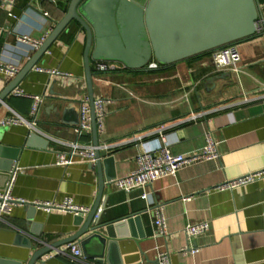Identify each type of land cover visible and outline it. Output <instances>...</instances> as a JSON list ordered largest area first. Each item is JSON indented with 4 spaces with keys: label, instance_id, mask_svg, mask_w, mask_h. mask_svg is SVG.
Wrapping results in <instances>:
<instances>
[{
    "label": "crops",
    "instance_id": "crops-1",
    "mask_svg": "<svg viewBox=\"0 0 264 264\" xmlns=\"http://www.w3.org/2000/svg\"><path fill=\"white\" fill-rule=\"evenodd\" d=\"M259 2L264 15V0ZM14 12L16 18L0 8V27L5 28L0 60L17 63L20 72L64 16L66 3L16 0ZM19 35L42 43L34 48L19 42ZM86 41V31L71 22L0 107V117L13 110L32 119V96H44L36 125L47 140L45 148L23 147L33 131L25 124L0 126V143L21 147L12 164L20 167L12 189L17 198L28 202L72 198L91 208L97 201L101 177L96 165L82 158L69 165L57 163L65 143L94 144ZM235 44L242 54L238 73L217 70L213 51L159 63L157 68L131 69L116 61L119 67L104 73L96 70L97 60L91 59L94 99H106L102 126L97 124L98 145H108L100 150L104 188L99 221L124 218L125 223L112 244L110 238L106 244L97 238L84 245L79 239L64 242L80 228L75 214L16 204L0 222L1 264H28L44 246L49 251L34 264H157L158 248L170 252L172 264H264V176L234 189L216 188L225 180L264 169V34ZM37 67L71 75L50 74ZM17 74L0 86L1 92ZM0 75L6 76L1 71ZM83 102L89 106L91 128L78 133ZM207 131L218 144L219 159L187 164L175 176L157 179L148 199L139 189L127 192L114 184L115 177L137 168L139 152L157 147L163 137L173 153L187 155L203 148ZM137 134L140 138L133 139ZM5 173L0 171V190L6 185ZM186 196L190 198L185 200ZM159 208L167 220V234H159L154 223ZM199 220L209 221L210 229L188 238L185 225ZM58 241L63 243L53 247ZM69 243L81 245L82 258L59 252ZM188 246L198 250L191 253L185 249Z\"/></svg>",
    "mask_w": 264,
    "mask_h": 264
},
{
    "label": "water",
    "instance_id": "water-1",
    "mask_svg": "<svg viewBox=\"0 0 264 264\" xmlns=\"http://www.w3.org/2000/svg\"><path fill=\"white\" fill-rule=\"evenodd\" d=\"M66 12L45 38L40 48L23 66L17 76L0 92V107L7 96L18 87L23 77L37 63L61 31L71 22H77L87 35L84 52L86 80L91 101L94 144L98 145L95 117L93 73L91 59L115 60L131 69L145 67L154 59L160 64L174 63L237 43L256 35V20L262 14L259 0H61ZM219 76L208 78L209 81ZM46 138L36 130L29 131L23 147H46ZM21 147L0 143V171H6V184L13 161ZM101 177L96 203L86 215H75L80 228L64 242L79 239L84 245L92 238L112 244L124 218L100 222L95 214L101 204L104 180L102 158L97 151ZM116 178V177H115ZM6 185H3L4 188ZM29 208H35L27 204ZM86 235V236H84ZM85 238H82V237ZM63 242H56L58 247ZM49 246L38 249L28 264L49 251ZM0 259V264L3 262ZM13 264H21L20 261Z\"/></svg>",
    "mask_w": 264,
    "mask_h": 264
},
{
    "label": "built area",
    "instance_id": "built-area-1",
    "mask_svg": "<svg viewBox=\"0 0 264 264\" xmlns=\"http://www.w3.org/2000/svg\"><path fill=\"white\" fill-rule=\"evenodd\" d=\"M16 0H0V8L4 7L7 10V14L10 17L16 18L17 15L14 12ZM5 28L0 27V40L2 31ZM256 34H264V15H259L256 20ZM44 39V38H43ZM19 42L30 43L34 48H38L42 40L33 39L28 36H17ZM212 60L217 70H231L233 72H240L242 54L235 43L227 44L222 47L216 48L212 52ZM148 66L150 68H157L159 63L152 59ZM119 67L118 62L115 60H97L96 61V70L100 73L108 72L115 70ZM39 71H45L50 74L62 73L63 75L70 76V73L60 72L57 69L37 67ZM0 71L4 72L7 76L0 75V86L6 84L7 79L14 77L19 72V67L17 63L5 62L0 60ZM1 92V88H0ZM16 94L23 95L24 92L20 90L15 91ZM33 104L31 107L32 119H28L17 112L11 110V113L0 117V126L8 125H19L25 124L30 130H38L36 125V116L39 110L41 103L44 100L42 95H33ZM106 99L104 97H97L94 99L95 107V117L96 123L101 127L103 123L104 116V104ZM5 104V103H3ZM89 106L83 102L80 105V121L78 127L75 129L76 132L81 133L85 129L91 128V117L88 115ZM159 129V128H158ZM206 142L203 148L192 154H175L173 153L165 137H163V143L158 145L155 148L143 150L137 154V168L120 177L114 179V184L117 188L123 189L127 192L139 189L141 190V196L147 198L150 195L149 188L152 187L153 183L163 177L175 176L177 171L187 164H193L200 160H217L220 157V151L218 144L212 134V132L207 131L206 133ZM140 135L137 134L133 136V139H139ZM67 148L64 151L58 152L57 163L63 165H69L73 163L76 158H82L91 164L95 165L97 161V151H100L105 146L95 145V144H83L78 141H71L65 143ZM20 167L13 165L9 171L10 178L6 186L0 190V222L3 220L4 216L9 214L16 204H32L37 208H43L47 211L53 209H60L72 212L75 215H86L91 211V206L77 204L73 201L72 198H64L62 201L54 200H34L28 202L23 198H17L13 196L12 189L14 180ZM264 176V169L247 172L240 176L228 179L216 186L219 190L225 189H234L238 186L253 182L258 178ZM190 196L184 197L185 200H188ZM103 207L99 206L95 219H97L102 212ZM264 219V216H263ZM154 223L158 228L159 234H167V220L162 209H157L156 218ZM264 223V221H263ZM210 229V223L207 220L191 221L188 222L183 232L188 238H192L198 235H201L207 232ZM189 252L194 253L198 250L196 246H188L185 248ZM59 252L68 253L74 259H80L83 257V250L79 243H69L64 249L59 250ZM157 264H172L171 255L168 250L159 249L157 250L156 257Z\"/></svg>",
    "mask_w": 264,
    "mask_h": 264
},
{
    "label": "trees",
    "instance_id": "trees-1",
    "mask_svg": "<svg viewBox=\"0 0 264 264\" xmlns=\"http://www.w3.org/2000/svg\"><path fill=\"white\" fill-rule=\"evenodd\" d=\"M236 43V42H235ZM210 51H213V50H210Z\"/></svg>",
    "mask_w": 264,
    "mask_h": 264
}]
</instances>
